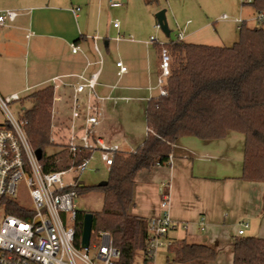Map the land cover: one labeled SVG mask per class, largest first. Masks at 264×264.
I'll list each match as a JSON object with an SVG mask.
<instances>
[{
    "label": "crops",
    "instance_id": "crops-1",
    "mask_svg": "<svg viewBox=\"0 0 264 264\" xmlns=\"http://www.w3.org/2000/svg\"><path fill=\"white\" fill-rule=\"evenodd\" d=\"M110 3L117 2L109 0V9L121 7L120 3L119 7H111ZM73 8H79L76 15L70 11ZM104 9V0H0V11L17 13L14 22L0 27V94L10 96L26 88H43L57 77L75 83V76L87 77L99 71L95 91L104 99L99 134L108 144L130 152L137 148L124 143L131 135L127 124L138 110L144 111L145 117L148 100L159 95L160 53L168 39L164 36L160 42L149 43L151 37H142L136 23L109 27L102 21ZM251 19H243L244 24L250 27ZM118 62L125 68L124 73L116 66ZM71 92L60 88L57 94L62 102L58 104L67 106ZM118 135L123 144L116 143ZM227 137L228 133L210 141L180 138L168 165L137 173L129 214L147 220L159 218L160 188L166 186L169 218L178 226L187 225L185 231L178 228L171 232L170 239L202 241L219 250L229 224L245 219L264 223L262 184L241 180L242 163L234 170L231 160H225L226 155L217 156L215 148L208 146ZM221 158H225L224 164L214 163ZM201 217L202 233L198 231ZM227 244L232 262L231 243Z\"/></svg>",
    "mask_w": 264,
    "mask_h": 264
},
{
    "label": "trees",
    "instance_id": "trees-1",
    "mask_svg": "<svg viewBox=\"0 0 264 264\" xmlns=\"http://www.w3.org/2000/svg\"><path fill=\"white\" fill-rule=\"evenodd\" d=\"M264 9V0L255 4ZM238 40L230 47L187 43L167 38L168 76L164 95L150 98L145 110L147 133L134 153H117L104 186L77 188L78 195L93 190L103 194V207L91 213V241L100 232L109 233L120 253L119 264H133L137 252L142 264H152L145 256L149 220L129 214L133 205L135 177L140 171L166 166L175 143L184 137L202 141L224 138L228 132L244 137L240 179L263 187L261 215L264 217V30L238 28ZM166 52V50H165ZM31 110L24 112L26 133L35 150L43 154L48 144V108L53 93L49 86L30 92ZM58 155H53V159ZM46 161L52 157H43ZM65 163L47 167L60 170ZM164 193L167 194L165 188ZM5 213L24 218L12 199H3ZM77 212L76 245H79L83 216ZM232 264H264V238L231 237ZM172 262H211L216 245L173 240L167 248Z\"/></svg>",
    "mask_w": 264,
    "mask_h": 264
},
{
    "label": "built area",
    "instance_id": "built-area-1",
    "mask_svg": "<svg viewBox=\"0 0 264 264\" xmlns=\"http://www.w3.org/2000/svg\"><path fill=\"white\" fill-rule=\"evenodd\" d=\"M243 6L253 9V21L257 27H264V9L255 7L263 0H241ZM110 3L111 7H119ZM74 15L79 8L70 10ZM17 13L11 10L0 11V27L15 21ZM220 19L231 20L223 15ZM240 27L245 23L241 18L234 19ZM113 27L117 28L118 23ZM160 29L159 25H155ZM178 40L183 39L179 32ZM119 40V38H118ZM155 42L153 37L149 43ZM97 50V48L95 47ZM75 52L76 48H72ZM161 73L157 81L159 95H164V79L168 76L169 57L165 50L160 53ZM120 72L125 68L116 63ZM99 71L89 76H75V83L53 78L48 82L52 89L50 137L48 144L58 148L54 159L46 161L36 157L27 133L24 112L15 118L9 106L21 101L19 94L2 96L0 94V264H119L120 253L113 245L109 233L100 232L95 240H89L88 247L76 245L77 226V188L79 177L89 169L93 161H99L109 171L117 153H123L117 145L108 144L99 134L103 117V98L95 91ZM62 87L71 89L67 99L66 112L58 111L56 104L62 102L57 94ZM31 89L26 88L24 92ZM148 131V130H147ZM127 153H134L130 151ZM60 156V158H58ZM173 160L168 156L167 165ZM67 166L60 170H46L53 165ZM23 188L28 204L18 203L14 197ZM166 186L160 188V207L162 215L150 219L145 256L153 261L156 252L168 248L172 241L169 234L176 229L185 231L186 224L176 225L167 214ZM3 199H12L22 209L24 218L5 213ZM199 232H203L204 219L198 220ZM238 236L244 235L247 223H238Z\"/></svg>",
    "mask_w": 264,
    "mask_h": 264
},
{
    "label": "rangeland",
    "instance_id": "rangeland-1",
    "mask_svg": "<svg viewBox=\"0 0 264 264\" xmlns=\"http://www.w3.org/2000/svg\"><path fill=\"white\" fill-rule=\"evenodd\" d=\"M108 1L109 0H104L105 9L103 11L104 16L102 21L105 25L111 27L112 24L118 23V25L122 26H133L134 23H136L140 34L143 35L142 37H146L147 39L153 37L157 42H160V40L164 38L161 30L155 28V25L157 24L155 15L162 10L165 11V19L170 31L169 40L175 41L178 33L183 31V40L187 43L219 47H230L238 40L239 26L234 23V19H250L253 15V9L243 6L241 0H110L121 4V7L117 9H109L107 7ZM248 14H252L251 17H248ZM223 15L229 17L231 20L220 19ZM150 23L152 24L151 26ZM248 25L250 27H255L254 22H248ZM134 37L135 36H133V38ZM165 50L167 56L170 57L166 48ZM41 88L42 87L35 88L29 92H20L19 96L21 101L9 106L11 114L15 118H19L23 112L31 110L33 106L31 102L32 100L27 98V95L30 92L37 91ZM52 103L53 100L48 108V140L50 137V125L52 123ZM57 109L60 112L67 111L64 104H58ZM121 123L124 124V122ZM127 126L130 128L131 135H128V137L126 136V142L124 143L132 149H136L138 148V145L142 144L146 137L144 111L142 112L138 110V112H135V116L130 122H128ZM228 136L229 137L224 141H213L208 146L215 148V155L221 157L222 155H226V159H217L214 161L215 164H224L225 162L223 159L227 162L231 160L232 166L235 170V167L237 169L242 163L244 137L237 132H228ZM118 137L116 143L121 144L123 141L122 137L121 135H118ZM43 151L44 157L48 158L53 157V155L58 152V148L47 144ZM58 158H60V156ZM107 174L108 172L101 162L93 161L89 169L79 177L80 185L85 187L97 186L100 182L106 181ZM14 199L18 203L24 205L28 204L26 191L23 188L20 189ZM76 200L77 208L82 212L98 213L103 207V194L96 190L80 194L77 196ZM238 223H248V226L250 225L248 229L244 230V237L264 238V223H253L247 219ZM238 223H231L229 224V227L225 229L224 239L221 240L218 254L213 261L207 263L191 262L187 264H232L231 261L229 262V254H227V243H231L232 236H237V230L239 229ZM176 235L179 236L178 234ZM200 243H202V241ZM133 264H142V256L140 252L136 253ZM152 264L178 263L172 262V256L168 253L167 248H161L156 252Z\"/></svg>",
    "mask_w": 264,
    "mask_h": 264
},
{
    "label": "water",
    "instance_id": "water-1",
    "mask_svg": "<svg viewBox=\"0 0 264 264\" xmlns=\"http://www.w3.org/2000/svg\"><path fill=\"white\" fill-rule=\"evenodd\" d=\"M155 19H156L157 24L160 27L162 34L166 38H169L170 31L168 29L167 22L165 19V11L162 10V11L158 12L155 15ZM35 154H36V157L38 159H40L41 151L36 150ZM105 184H106V181H102L97 186L101 187V186H104ZM92 220H93V217H92L91 213H85L84 214L83 222H82V233H81V238H80V247L82 249H86L88 247L89 240H90L91 233H92Z\"/></svg>",
    "mask_w": 264,
    "mask_h": 264
}]
</instances>
